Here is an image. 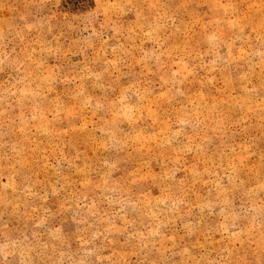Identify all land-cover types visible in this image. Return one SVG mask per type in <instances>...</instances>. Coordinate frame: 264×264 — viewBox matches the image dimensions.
<instances>
[{
    "label": "rangeland",
    "instance_id": "rangeland-1",
    "mask_svg": "<svg viewBox=\"0 0 264 264\" xmlns=\"http://www.w3.org/2000/svg\"><path fill=\"white\" fill-rule=\"evenodd\" d=\"M0 264H264V0H0Z\"/></svg>",
    "mask_w": 264,
    "mask_h": 264
}]
</instances>
